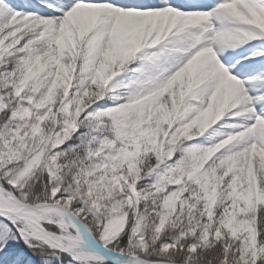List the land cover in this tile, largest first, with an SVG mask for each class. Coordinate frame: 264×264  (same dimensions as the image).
Returning <instances> with one entry per match:
<instances>
[{"label":"snow or ice","instance_id":"snow-or-ice-1","mask_svg":"<svg viewBox=\"0 0 264 264\" xmlns=\"http://www.w3.org/2000/svg\"><path fill=\"white\" fill-rule=\"evenodd\" d=\"M0 264H264V0H0Z\"/></svg>","mask_w":264,"mask_h":264}]
</instances>
